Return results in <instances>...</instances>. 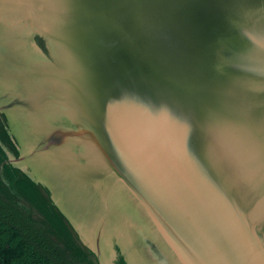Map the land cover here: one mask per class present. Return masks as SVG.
I'll return each instance as SVG.
<instances>
[{"label": "water", "instance_id": "water-1", "mask_svg": "<svg viewBox=\"0 0 264 264\" xmlns=\"http://www.w3.org/2000/svg\"><path fill=\"white\" fill-rule=\"evenodd\" d=\"M0 114L98 264H264V0H0Z\"/></svg>", "mask_w": 264, "mask_h": 264}, {"label": "trees", "instance_id": "trees-1", "mask_svg": "<svg viewBox=\"0 0 264 264\" xmlns=\"http://www.w3.org/2000/svg\"><path fill=\"white\" fill-rule=\"evenodd\" d=\"M6 152L19 155L0 114V264H98L49 191L7 164ZM115 249L114 264H125Z\"/></svg>", "mask_w": 264, "mask_h": 264}, {"label": "flooded vegetation", "instance_id": "flooded-vegetation-1", "mask_svg": "<svg viewBox=\"0 0 264 264\" xmlns=\"http://www.w3.org/2000/svg\"><path fill=\"white\" fill-rule=\"evenodd\" d=\"M117 259V256H116V258H115V260ZM115 260L113 261V262H115ZM124 260V259H123Z\"/></svg>", "mask_w": 264, "mask_h": 264}]
</instances>
